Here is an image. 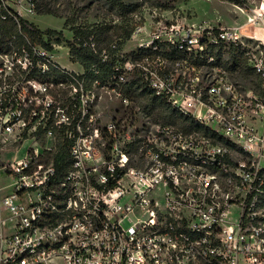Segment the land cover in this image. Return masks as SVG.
I'll return each instance as SVG.
<instances>
[{
    "label": "built area",
    "instance_id": "1",
    "mask_svg": "<svg viewBox=\"0 0 264 264\" xmlns=\"http://www.w3.org/2000/svg\"><path fill=\"white\" fill-rule=\"evenodd\" d=\"M35 8L30 1L28 13ZM11 15L0 0V18ZM249 23L264 30V3ZM241 29L159 20L139 58L117 56V85L140 78L211 136L146 116L141 127L110 122L101 151L76 124L59 166L26 141L42 129L53 135L49 111L71 121L50 101L68 82L48 73L65 68L54 49L0 51V264H264V50L246 52L263 80L256 90L232 80L218 56L228 48H217L247 45Z\"/></svg>",
    "mask_w": 264,
    "mask_h": 264
},
{
    "label": "rangeland",
    "instance_id": "2",
    "mask_svg": "<svg viewBox=\"0 0 264 264\" xmlns=\"http://www.w3.org/2000/svg\"><path fill=\"white\" fill-rule=\"evenodd\" d=\"M30 1H33L36 6L34 14L27 11ZM124 1L128 5L134 6L135 11L114 12L106 0H21L20 2L3 0V3L13 13L27 19L41 31L55 30L60 32V35L51 40L56 60L62 66L78 72L82 71V66L71 61L68 48V44L74 40L76 30L92 31L108 28L106 35L113 40V45L110 48H115L117 42L123 44L122 50L115 55V58L121 56V60H130L133 53L137 52L139 43L149 39V34L154 30L155 24L159 20L165 22L180 21L189 24L206 21L223 27H240L243 33H250L252 29L263 26L262 24H250L249 18L253 15V10L264 3V0ZM42 11L52 13L40 14ZM140 27H143L144 30L135 34V31ZM128 32L131 33L130 37H127ZM259 32L264 34V30ZM47 38V35H44V39L47 40ZM245 40L247 45L236 47L240 50L236 51L235 54L229 49L232 47H227L228 49L224 50L221 56V64L229 71L232 80L240 87L254 88L260 84V80L254 72L246 71L245 60L247 61V68H252L251 55L247 56L246 52H251L258 46L264 50V44L256 37L248 35H246ZM240 52L243 53V56H240ZM258 52L255 51L254 54L257 55ZM235 56L238 57L237 60ZM77 93V89L70 82L64 86L52 88L53 97H50V101H53L55 106L57 104L61 106L63 112L69 114L71 121L66 120V123H61L60 118L57 117L58 111H49L44 122L48 124V128L53 129V135H47L42 129L36 137L28 136L26 146L38 143V147L42 146L41 151L44 152L46 159L55 160V155L60 153L62 158L66 160L69 158L71 140H67V137L75 138L76 131L79 132V127H76V124L82 125L81 132H85L84 128L87 126L86 132L96 134L95 142L101 151H105V146L109 148L112 142L111 136L105 131L106 126L112 121L120 125H127L134 119L137 126L141 127L147 121L146 116H149L156 123L181 128V125L175 120L174 123H166L163 119H159L161 113L158 108L147 107L150 104L148 100L151 98V94L134 97L130 105L126 106L117 92L112 91V89L94 85L91 91L83 92L82 103L78 100ZM86 114L92 116L90 121L85 119ZM176 115L179 116L178 113ZM97 128L99 129L98 133ZM72 133L73 135H71ZM23 154L24 148L13 153L10 158H18Z\"/></svg>",
    "mask_w": 264,
    "mask_h": 264
},
{
    "label": "trees",
    "instance_id": "3",
    "mask_svg": "<svg viewBox=\"0 0 264 264\" xmlns=\"http://www.w3.org/2000/svg\"><path fill=\"white\" fill-rule=\"evenodd\" d=\"M110 9L117 13H127L135 11V7L128 5L124 0H106ZM12 12V11H11ZM49 14L52 12H40V14ZM108 28H101L92 31H80L76 30L73 42L68 44L70 59L74 63H79L84 72L82 74H77L75 72H68L65 69L53 68L48 75L56 82H73L76 87H79L78 83L73 79L75 78L79 82L83 83V88L85 91H91L93 86L97 87H107L110 89H115L122 97H127L131 101L134 97L144 96L145 94H151L149 98L150 104L147 107L158 108L160 110V118L166 123L175 121L181 125V130L186 133H192L193 131H200L204 135L211 136L212 133L209 129L205 128L198 122L194 121L189 117L182 115L177 116L176 111L170 106L165 104L164 101L158 99L152 92H150L143 84L142 80L136 76L131 77L126 83L120 85L116 84L117 72L115 71L116 62L118 60L115 55L122 50L123 44L117 42L115 48H110L113 45V40L110 36H107ZM60 32L55 30H48L47 32L41 31L33 23L29 22L27 19L20 15L12 12L11 16L6 19L0 18V51L8 52L13 48H46L48 50H53L51 40L60 35ZM44 35H47V40L44 39ZM131 33L128 32L127 37H130ZM94 45V48H93ZM228 47L232 53L239 51L240 46L231 45ZM217 48H227L220 46ZM223 49H219L218 56L223 55ZM241 53V52H240ZM106 55V59H105ZM135 58H139L141 55L133 53ZM243 56V53L240 54ZM238 57L235 56L237 60ZM124 61V60H123ZM246 66V71L251 73L255 71L253 68H247V61L244 62ZM256 77L259 78L260 84L255 86L253 89L261 90L263 84L262 78L255 73ZM143 88V89H142ZM160 101V103H157ZM158 104V105H157ZM161 107V108H160ZM175 120V121H174ZM166 125V124H164ZM179 129V128H178ZM221 143H226L225 141L219 139ZM70 145V144H69ZM56 165L59 166V161L63 160L62 155L59 153L55 155Z\"/></svg>",
    "mask_w": 264,
    "mask_h": 264
},
{
    "label": "crops",
    "instance_id": "4",
    "mask_svg": "<svg viewBox=\"0 0 264 264\" xmlns=\"http://www.w3.org/2000/svg\"><path fill=\"white\" fill-rule=\"evenodd\" d=\"M232 27V26H231ZM260 30H262V29H260V28H255V29H252L251 31H250V33H244L245 35H248V36H251V37H255V35H257L259 38H260V40L261 39H264V34L263 33H260L259 31ZM264 43V42H263ZM77 64H79V63H77ZM61 65V64H60ZM62 66V65H61ZM62 67H64L65 69H67V70H70V71H74V70H71V69H69V68H66L65 66H62ZM74 72H76V73H83V67H82V71L81 72H78V71H74Z\"/></svg>",
    "mask_w": 264,
    "mask_h": 264
},
{
    "label": "bare ground",
    "instance_id": "5",
    "mask_svg": "<svg viewBox=\"0 0 264 264\" xmlns=\"http://www.w3.org/2000/svg\"><path fill=\"white\" fill-rule=\"evenodd\" d=\"M264 42V39H261Z\"/></svg>",
    "mask_w": 264,
    "mask_h": 264
}]
</instances>
